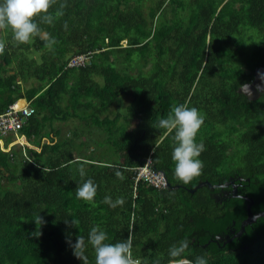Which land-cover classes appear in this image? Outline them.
I'll return each instance as SVG.
<instances>
[{
    "label": "trees",
    "instance_id": "obj_1",
    "mask_svg": "<svg viewBox=\"0 0 264 264\" xmlns=\"http://www.w3.org/2000/svg\"><path fill=\"white\" fill-rule=\"evenodd\" d=\"M40 23L22 43L0 27V114L16 102L33 110L16 133L28 147L11 145L14 134L0 137V264H95L93 246L84 262L66 235L87 236L97 224L106 242L131 235L141 264H189L200 255L208 264H264V216L240 242L220 247L215 237L238 231L246 201L230 195L217 203L219 188L188 191L248 178L237 195L252 199L253 214L264 211V103L238 92L264 58V0H67L52 24ZM81 54L87 64L66 66ZM176 103L204 116L196 137L206 145L204 164L187 183L174 174L175 130L158 126ZM60 118L78 123L62 133L50 125ZM84 135L87 154L76 141ZM148 158L166 188L135 183ZM88 178L97 192L85 200L76 188ZM105 195L124 202L113 208ZM183 238L190 246L170 257Z\"/></svg>",
    "mask_w": 264,
    "mask_h": 264
},
{
    "label": "clouds",
    "instance_id": "obj_2",
    "mask_svg": "<svg viewBox=\"0 0 264 264\" xmlns=\"http://www.w3.org/2000/svg\"><path fill=\"white\" fill-rule=\"evenodd\" d=\"M53 0H0V27H11L13 39L17 42H27L42 29L40 22L52 24L56 16L63 14V8L67 0H62L60 6L54 11H49ZM65 26L67 24L65 23ZM5 45L0 42V51ZM204 122V116L196 106H187L185 103H176L166 117L160 118L158 126L166 130H175V146L172 149V160L175 162L174 174L185 183L200 175L204 161L201 153L205 150V143L201 139L197 141V133ZM116 176H122L123 172L117 168ZM97 185L92 178L84 180L76 188L79 198L90 200L95 197ZM104 201L111 207L123 204L124 197L113 199L111 195H105ZM43 222L41 216L38 217ZM70 224L77 221L71 219ZM40 233H34L39 235ZM107 233L100 225H94L88 231L87 236L78 235L72 240L71 234L66 235L75 256L87 262L86 249L90 243L95 252V264H141L138 258L132 255V237L121 239L114 243L106 242ZM191 244L189 238H183L177 244L170 245L168 255L170 257H182L184 250ZM189 264H208V258L204 255L190 260Z\"/></svg>",
    "mask_w": 264,
    "mask_h": 264
},
{
    "label": "built area",
    "instance_id": "obj_3",
    "mask_svg": "<svg viewBox=\"0 0 264 264\" xmlns=\"http://www.w3.org/2000/svg\"><path fill=\"white\" fill-rule=\"evenodd\" d=\"M90 61L89 54L75 55L71 57L67 62L68 68H79L83 67ZM33 113V110L28 106L27 103L16 102L10 105L6 112L0 114V137H7L10 134L16 136L15 141L11 144H19L22 146H29L25 141L24 137H17L16 133L22 128L27 118H29ZM47 142L51 141L52 138L45 139ZM1 144V140H0ZM10 145V146H11ZM9 146V147H10ZM150 159L148 158L144 165L135 168L134 170V181L144 182L150 186H153L157 189H162L167 187L165 176L163 173L154 171L151 168Z\"/></svg>",
    "mask_w": 264,
    "mask_h": 264
},
{
    "label": "flooded vegetation",
    "instance_id": "obj_4",
    "mask_svg": "<svg viewBox=\"0 0 264 264\" xmlns=\"http://www.w3.org/2000/svg\"><path fill=\"white\" fill-rule=\"evenodd\" d=\"M258 62H260V63L254 67L252 74H251V79L249 80V82L240 86L238 89V92L241 95H243L249 101H254V102H258V103L263 102L264 103V58L262 60H259ZM237 179H239L240 181H238ZM228 181H234V185L237 189L238 183H240L242 181L249 182V179L248 178H242V177H236V178L230 177V179ZM236 182H237V184H236ZM241 187L243 189L244 185L243 186L241 185ZM230 195H232V187L231 186L219 189V191L214 192V194L212 196L216 200L217 203H222V201L225 200L224 198L230 197ZM243 196H245L246 198L249 199V201H246V205L251 203L250 204V208H251V206L253 204L252 199L250 197H248L247 195H243ZM247 226H249V225H247ZM247 226H245V227H247ZM245 227H244V231L242 232V234L245 232ZM237 232H235V229L232 230L230 228L227 233L224 232L225 234H223V233L219 234L215 238H217L216 240H218L219 243H222V244H220V247H224L226 244H230V243L233 244L234 242H240V240H241L240 237L242 234L239 237H233L235 235V233H237ZM214 240L212 239V241H214ZM234 244H236V243H234Z\"/></svg>",
    "mask_w": 264,
    "mask_h": 264
},
{
    "label": "water",
    "instance_id": "obj_5",
    "mask_svg": "<svg viewBox=\"0 0 264 264\" xmlns=\"http://www.w3.org/2000/svg\"><path fill=\"white\" fill-rule=\"evenodd\" d=\"M237 180L240 181L239 179H237ZM167 185H168V183H167ZM229 186L232 187V197H240V198H242L245 201H249V199L246 198L245 196L237 195V189H236V187L234 185V181H228V182H226L224 184H219V185H215V186L210 185V183H208V182H200V183H198V185H196V187H194L193 189H189L188 191L190 193H193L195 190H197L198 188H201V187H207L208 189L213 190L215 188L221 189V188L229 187ZM250 204L251 203H249L246 206V208H247L246 209V213H247L246 218L240 223L239 230H238L237 233H235V235L233 237H239L242 234V232L244 231V227L245 226L254 223L257 218H260V217L264 216V211H262L260 213L252 214L250 212Z\"/></svg>",
    "mask_w": 264,
    "mask_h": 264
},
{
    "label": "rangeland",
    "instance_id": "obj_6",
    "mask_svg": "<svg viewBox=\"0 0 264 264\" xmlns=\"http://www.w3.org/2000/svg\"><path fill=\"white\" fill-rule=\"evenodd\" d=\"M32 56V55H31ZM18 57H14L13 61L16 62V59ZM134 63L137 67H139V69H144V61H143V57L141 55L136 54L134 56ZM20 104L23 102H19ZM78 123V121L74 120H69L68 122L62 121L61 118L59 120H52L50 121V125L52 127L57 126L62 133H65L67 130H69L71 132L72 127L74 125H76ZM11 137V136H10ZM48 139V138H47ZM5 140V139H4ZM76 141H78V145L80 144L81 146L80 149L82 152H85V154H87L88 151H90L92 143L91 140H89V136L88 135H84L83 137H81L80 139H76ZM2 144V141H1ZM6 151H8V148L6 149Z\"/></svg>",
    "mask_w": 264,
    "mask_h": 264
}]
</instances>
